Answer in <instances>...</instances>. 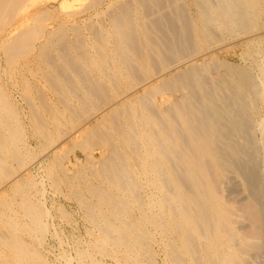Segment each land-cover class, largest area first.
<instances>
[{
	"label": "bare ground",
	"instance_id": "bare-ground-1",
	"mask_svg": "<svg viewBox=\"0 0 264 264\" xmlns=\"http://www.w3.org/2000/svg\"><path fill=\"white\" fill-rule=\"evenodd\" d=\"M188 1L110 0L48 29L43 0H0V264H54L28 126L45 148L68 126L85 156L39 166L87 224L59 264H264V0Z\"/></svg>",
	"mask_w": 264,
	"mask_h": 264
},
{
	"label": "rangeland",
	"instance_id": "rangeland-1",
	"mask_svg": "<svg viewBox=\"0 0 264 264\" xmlns=\"http://www.w3.org/2000/svg\"><path fill=\"white\" fill-rule=\"evenodd\" d=\"M27 1V0H26ZM44 1V4L43 2L41 3V5L37 6V8L35 7H32L29 9V12L31 11H34V10H37V9H40L41 7H47L46 9H48V14L51 16V19H48L46 20V23L45 25H47L46 27L48 29H50V27L53 29V28H56L58 27V23H64L65 25H67V27H71L74 26V25H82L84 22L85 23H90V24H96L100 19L101 16L100 14L96 16L95 13H97L100 9H105L103 6L106 7V5L108 4V1L110 0H100L98 2V4H94L92 3V0H43ZM71 1V2H70ZM82 1V2H81ZM103 1V2H102ZM185 3L188 4V6L191 7V9L193 8L192 6V3L189 2L188 0H183ZM91 2V3H90ZM62 3V4H61ZM70 3V4H69ZM73 3V5H72ZM63 5V7H60L61 5ZM89 4V5H88ZM94 4V6H92ZM100 4V5H99ZM65 6H68L69 5V8L67 7H64ZM81 5V6H80ZM96 5V6H95ZM89 6V8H88ZM88 10H87V8ZM73 8V9H72ZM50 9V10H49ZM69 9V10H67ZM72 9V10H71ZM86 9V10H85ZM63 10H65V12H63ZM67 10V11H66ZM76 10V11H75ZM68 11L70 12L68 14ZM74 11V12H73ZM97 11V12H96ZM76 12V14H75ZM88 12V13H87ZM65 13V14H64ZM94 14V15H93ZM24 13L22 14H17L15 16V18L13 19L12 22H16V23H11V24H8L6 25V28L4 30L5 33L9 32L12 30V28L16 25H18V23H20L21 19L24 17ZM86 17V18H85ZM100 18V19H99ZM83 19V20H82ZM61 20V21H60ZM97 21V22H96ZM49 22V23H48ZM74 22V23H73ZM74 24V25H73ZM55 26V27H54ZM68 28V29H69ZM3 32V33H4ZM69 32V31H68ZM89 32V31H88ZM84 33H87L86 30H84ZM1 34V32H0ZM69 34H71V32H69ZM72 36V37H71ZM70 38L73 39V35L71 34L70 35ZM222 52V51H221ZM4 52L0 49V70L4 69V68H8V64H6V57H5V54H3ZM225 53V54H224ZM238 52L237 51H234V52H229V53H226V52H222V53H218V56L222 59H225L229 62L233 61V62H240V59L238 58ZM5 57V58H4ZM239 60H238V59ZM6 59V60H5ZM21 63L22 61L21 60H18L16 61V63ZM8 63V62H7ZM17 63V64H18ZM13 67H16V65H14ZM9 85L7 86V88L9 87V91H10V95L11 97L13 98V100L15 101V105L17 107V109L19 108V110L21 111V116H25L26 114V117L22 118L24 120V122L27 124H29V120L27 118V116L29 115V108H28V104L24 103L25 101H23V97L20 96V90L18 91V88L16 89V86L15 84L12 85L10 83H8ZM47 93V92H46ZM22 97V98H21ZM91 119V118H90ZM89 119V120H90ZM94 120V119H92ZM90 120V121H92ZM93 122V121H92ZM91 122V123H92ZM26 124V125H27ZM28 126V125H27ZM29 127V126H28ZM26 128L25 129V133H24V139L27 141H29V146H25L26 149L24 148V150L26 151L28 148L30 150H28L26 153H28L29 155H31V157L33 158H30V159H36V158H45L44 160H47V161H44L42 160V162L40 164H38L37 166H33L32 168H30V174H31V179H33V182L35 185L43 188V191H44V195H45V203H44V207L45 208H48L49 210V213H48V216L46 217L45 219V222H47L46 224L48 225L47 228H46V233L43 234V243H42V246L43 248L45 247V249H49V251H45L43 250L42 253L46 256L45 258L47 260H49V263L50 262H54V264H59V257H62V255L64 254H61V253H65L67 256H71L72 258L74 257L75 255V252L73 251V242H76L77 240L80 241V243L83 241V238H84V233H85V226H87L86 222L84 221V217L83 214H82V209L80 208V206L77 204L76 200L74 197H71L70 196V192L68 191V189L66 188V186L63 184V182L59 183L58 182V187H53L52 185V180L55 179L56 180V177L57 175H53V177L50 179V180H47L46 178V174L44 173L45 171L44 170H40L39 166H41L42 164V167L46 165V163L50 162L52 163L54 157H58V155L61 154V157H60V160H62V157L63 160H62V166L64 165L65 167L67 166L69 170L71 171H68L69 174H73L75 173V169L72 167V165H68L71 161L74 162V160L77 158L79 161V164L85 160V156H83L84 154L80 151V150H77L74 146V143H69L66 144L64 143L65 140H64V137H65V130L68 126H62V128L64 127V129L62 130V128L60 129L58 127V129L60 130V132L62 131V133L64 134H60L59 133V130H55V131H58V134L60 135H54V142L55 143H50L49 146H45L43 145L44 142L42 140L41 142V139H37L36 137L32 136V133L31 131L29 130V128ZM57 129V128H56ZM69 128H67L68 130ZM66 130V131H67ZM28 134V135H26ZM58 136V137H56ZM29 137V138H28ZM62 137V138H61ZM35 138L36 141H32V139ZM63 142V143H62ZM41 143V144H40ZM61 143V144H60ZM38 144V145H37ZM52 144V145H51ZM60 144V145H59ZM43 145V146H42ZM56 145V146H55ZM70 145V146H69ZM42 146V148H41ZM66 146V147H65ZM32 147V148H31ZM73 147L75 149H73ZM54 148V149H53ZM71 148V150L73 151V153L68 152V150ZM37 149V150H36ZM49 149L51 151H49ZM56 149V150H55ZM23 150V151H24ZM54 150V151H53ZM37 152V153H36ZM40 152V153H39ZM48 152V153H47ZM56 152L59 153L58 155H56ZM34 153V154H33ZM45 153V154H44ZM47 153V154H46ZM98 151L95 150L94 151V154L95 155H98L97 154ZM52 154V155H51ZM65 154V155H64ZM35 155V156H34ZM45 155V156H44ZM54 155V156H53ZM42 156V157H41ZM73 156V157H72ZM76 157V158H75ZM66 158V159H65ZM50 159V160H49ZM84 162V161H83ZM29 165H30V162H28ZM66 164V165H65ZM37 170V171H36ZM42 172V173H41ZM40 175V176H39ZM34 176V177H33ZM61 174L59 173L58 174V177H60ZM61 178V177H60ZM59 178V179H60ZM38 180V181H37ZM50 181V182H49ZM57 181V180H56ZM37 182V183H36ZM60 184V185H59ZM51 188V189H50ZM59 188H61L59 190ZM35 190V188H34ZM56 190V191H55ZM58 190V191H57ZM62 191V193L60 192ZM54 192V193H53ZM56 192V193H55ZM70 196V197H69ZM68 199H67V198ZM60 204V205H59ZM52 205V206H51ZM62 208H61V207ZM62 211H59L60 209ZM58 210V211H57ZM67 211V212H65ZM52 212V213H51ZM62 212H64V216L62 214ZM63 218H62V216ZM65 217V218H64ZM50 218V219H49ZM62 218V219H61ZM48 219V220H47ZM68 219V220H66ZM66 222V223H65ZM68 222V223H67ZM86 224V225H85ZM50 234V235H49ZM55 234V235H54ZM58 234V235H57ZM74 235V236H73ZM82 236V237H81ZM60 237V238H59ZM76 239V240H75ZM77 241V242H78ZM45 242V243H44ZM71 244V246H70ZM42 247L40 248V250L43 249ZM73 248V249H72ZM57 250V251H56ZM63 250V251H62ZM72 250V251H71ZM53 251V252H52ZM65 251V252H64ZM61 254V255H60ZM53 256V257H52ZM69 256V257H70ZM52 258V259H51ZM51 259V260H50ZM158 262H161V258H158L157 259Z\"/></svg>",
	"mask_w": 264,
	"mask_h": 264
}]
</instances>
